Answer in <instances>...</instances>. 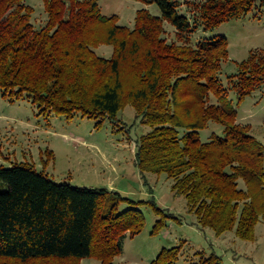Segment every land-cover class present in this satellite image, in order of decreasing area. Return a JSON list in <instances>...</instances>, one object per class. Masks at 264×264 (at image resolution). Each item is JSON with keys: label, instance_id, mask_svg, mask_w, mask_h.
<instances>
[{"label": "trees", "instance_id": "obj_1", "mask_svg": "<svg viewBox=\"0 0 264 264\" xmlns=\"http://www.w3.org/2000/svg\"><path fill=\"white\" fill-rule=\"evenodd\" d=\"M155 1L162 16L138 11L130 29L103 15L97 0H44L48 21L37 30L24 0H0V88L29 93L43 112L68 118L80 112L116 120L133 106L152 129L138 141L141 171L173 180L202 227L217 236L235 229L253 241L264 221V147L237 123L232 106L211 103L212 93L222 101L228 95L219 79L227 37L192 46L191 36L247 15L256 0H205L192 18L173 0ZM166 21L183 44L164 38ZM102 44L113 46L112 58L96 54ZM232 78L240 100L264 85V50L252 52ZM211 121L224 135L205 143L200 131ZM125 202L136 204L105 189L55 183L30 166L0 167V264H113L123 239L143 227L136 207L120 212ZM178 254L163 251L153 264H172Z\"/></svg>", "mask_w": 264, "mask_h": 264}, {"label": "rangeland", "instance_id": "obj_2", "mask_svg": "<svg viewBox=\"0 0 264 264\" xmlns=\"http://www.w3.org/2000/svg\"><path fill=\"white\" fill-rule=\"evenodd\" d=\"M24 1L34 9L31 22L35 29H42L48 21L44 0ZM150 1L97 0L103 15L118 16V24L130 29L135 28L138 11L162 16L158 3ZM173 1L180 15L192 18L205 0ZM164 28L168 43L183 44L172 23L166 21ZM217 36H226L229 41V57L219 73L228 95L222 101L212 93L211 103L232 106L237 123L248 126L264 147V85L240 100L239 92L230 84L251 53L264 50L262 0H256L254 8L241 18L212 30L200 28L191 36V45ZM94 50L108 59L114 54L113 46L106 44ZM151 130L131 105L120 111L116 120L84 117L80 112L68 118L54 111L43 112L29 93L18 97L0 88V167L30 166L55 183L105 189L136 202H125L119 210L139 209L143 227L123 239V251L113 264H153L163 251L173 250L179 254L172 264H264V221L256 226L253 241L241 239L235 229L217 236L199 224L186 197L173 192V180L166 174L141 171L137 145ZM223 130L222 125L211 121L200 131L201 140L207 143L214 135L222 137ZM240 187L246 188L245 182L241 181ZM81 264L102 262L86 258Z\"/></svg>", "mask_w": 264, "mask_h": 264}]
</instances>
